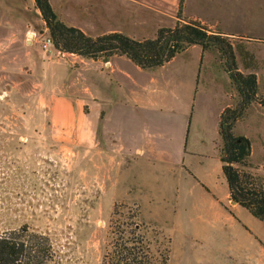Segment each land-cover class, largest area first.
Masks as SVG:
<instances>
[{"label":"crops","instance_id":"1","mask_svg":"<svg viewBox=\"0 0 264 264\" xmlns=\"http://www.w3.org/2000/svg\"><path fill=\"white\" fill-rule=\"evenodd\" d=\"M180 2L50 0L66 25L92 37L126 35V26L134 21L141 25L142 18H169V23L157 24L156 36L160 28L176 24ZM38 13L34 0H0V44H29L27 33L33 31L32 18ZM242 13L244 0H185L182 8L183 18L200 20L230 37L264 40L236 30ZM85 65L76 101L67 96L50 99V115L55 120L80 119L78 144L84 151L93 147L96 167L105 174L112 167L108 172L127 183L132 177L141 183L148 204L171 209L174 233H166L153 218L169 238L170 264H264V223L231 201L222 173L219 124L231 105L229 92L228 102L214 111L213 130L201 126L197 117L199 109L206 114L213 109L205 103L213 70L233 88L219 56L194 45L153 70L139 68L126 56ZM90 65L95 66L93 83L86 77Z\"/></svg>","mask_w":264,"mask_h":264},{"label":"rangeland","instance_id":"2","mask_svg":"<svg viewBox=\"0 0 264 264\" xmlns=\"http://www.w3.org/2000/svg\"><path fill=\"white\" fill-rule=\"evenodd\" d=\"M32 21L38 33L33 44L22 40L8 48L0 44V235L28 225L50 237L61 264H102L114 237L111 219L115 204H137L151 250L158 257L169 248V238L153 218L172 234L171 209L148 204L141 183L132 177L127 183L115 172H108L112 167L105 169L106 174L104 168L96 167L93 147L84 151L78 144L80 119L55 120L50 115V99L67 96L76 101L78 88L83 86L81 70L92 60L62 53L54 46L45 49L43 41L50 35L46 23L40 13ZM169 22V18H142L141 25L134 21L126 26V35L139 40L153 38L157 24ZM235 28L264 38V0H244V14L238 22L236 18ZM231 42L240 70L257 75L259 96H264V40L237 36ZM94 69H86L91 83ZM213 72L214 82L205 102L213 109L209 114L204 108L197 113L201 126L210 130L217 122L214 111L228 102V92L229 104L234 105L238 98L224 75ZM235 132L251 141V171L264 177V106L252 105ZM216 162L218 159L210 168L213 171ZM120 212L122 219L133 214Z\"/></svg>","mask_w":264,"mask_h":264},{"label":"trees","instance_id":"3","mask_svg":"<svg viewBox=\"0 0 264 264\" xmlns=\"http://www.w3.org/2000/svg\"><path fill=\"white\" fill-rule=\"evenodd\" d=\"M50 32L53 46L62 53L92 61H109L114 56H126L143 70H153L172 61L191 46L204 52L216 50L225 72L229 75L238 98L221 114L219 134L222 145L220 160L230 199L264 223V177L251 171L252 143L235 132L237 124L254 104L264 106L259 96L257 75L243 73L237 62L232 37L197 19L182 17L185 0L173 27L160 28L153 39H136L120 32L92 37L77 27L66 25L55 13L50 0H34ZM121 210L132 216L121 218ZM120 216L119 219H114ZM137 204H115L111 223L113 240L103 256L102 264H170L169 248L159 256L152 252ZM0 264H61L60 256L49 236L32 231L28 225L0 235Z\"/></svg>","mask_w":264,"mask_h":264},{"label":"built area","instance_id":"4","mask_svg":"<svg viewBox=\"0 0 264 264\" xmlns=\"http://www.w3.org/2000/svg\"><path fill=\"white\" fill-rule=\"evenodd\" d=\"M37 38H38V33L36 31L33 30L27 33L26 39L29 44L33 43L35 40H37ZM52 46H53V42H52L51 36L48 35L45 37L43 41V47L45 49H48L49 47H52Z\"/></svg>","mask_w":264,"mask_h":264}]
</instances>
